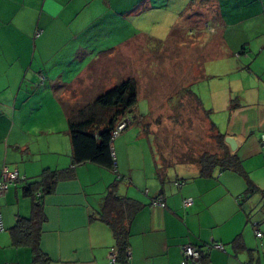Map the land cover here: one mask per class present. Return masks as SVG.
I'll list each match as a JSON object with an SVG mask.
<instances>
[{
    "label": "crops",
    "instance_id": "1",
    "mask_svg": "<svg viewBox=\"0 0 264 264\" xmlns=\"http://www.w3.org/2000/svg\"><path fill=\"white\" fill-rule=\"evenodd\" d=\"M126 1L115 0L119 12H112L110 0H0V173L6 166L25 178L0 197V264H32L31 250L14 247L9 233L18 217L31 215L32 199L23 188L44 171L71 168L73 176L43 199L46 220L39 246L47 264H107L116 237L98 217L111 189L117 198L141 205L128 226L126 264H181L180 248L186 244L201 250L204 264H264V196L248 192L249 185L264 191V0H140L130 7ZM153 11L175 17L168 38L159 42L175 39L174 51L184 62H189V48L182 50L180 39L191 31L209 55L207 62L215 57L225 64L231 88L210 92L220 105L209 118L227 113L222 135L235 142V151L223 143L241 162L245 177L218 170L201 177L195 157L184 158L173 173L168 167L158 173L144 136L149 131L126 133L134 124L148 125L137 103L128 114L133 124L114 146L115 170L90 163L73 167L68 114L58 88L78 94L84 85L85 93L95 89L99 94L105 83L98 90L97 69L106 70V80L110 61L123 54L120 48L140 42L146 49L139 30L146 23L143 15ZM116 35L126 36L115 41ZM193 70L180 78L195 79ZM27 78L39 84L28 85ZM209 118L216 127L217 119ZM155 141L167 140L157 136ZM163 152L166 163L180 155L171 148ZM156 198L165 206L151 205ZM185 200L191 203L184 206ZM212 242L226 252L209 249Z\"/></svg>",
    "mask_w": 264,
    "mask_h": 264
},
{
    "label": "rangeland",
    "instance_id": "2",
    "mask_svg": "<svg viewBox=\"0 0 264 264\" xmlns=\"http://www.w3.org/2000/svg\"><path fill=\"white\" fill-rule=\"evenodd\" d=\"M127 1L126 7H130L140 0H131L129 3ZM151 1L153 3V0ZM110 6L113 7L112 12H119L118 6L115 5V0H110ZM143 17L146 18V23L139 31H143L142 35L144 37L142 40L146 41V49H143V44L141 45L139 44L140 42L137 41H134L137 43L131 44L128 48H120V51L123 52L125 57L131 60L128 63L123 62L121 57L122 54L120 57L117 56L115 61H110V74L109 78L106 80L103 78L106 74L104 71L106 70L97 69L94 76L99 74L100 77L98 78V90H100L105 83L99 94H97L98 91L95 89L91 90L88 94L85 93L86 88H84V85L82 87L83 89H79L78 94L75 89L65 90L64 88H58V94L60 95L61 102L65 105L67 114L82 109L81 116L84 120L93 118L100 122H105L109 111L105 108L93 105L92 102L99 95L111 90L120 82L126 79H132L137 93L136 110L140 112V115L143 116L142 118L145 120L148 119V125L146 127L144 123H141L139 126L134 124L126 133L131 135L134 133L133 130L140 133L142 129L146 128L149 133H144V136H146L148 145L151 148L150 150H152L153 160L156 162L158 161L157 168L164 171L168 167L167 171L173 173L180 165H183V163H179L177 160L173 159H171L170 163H165L162 157H166V152H163V148H171L176 154L189 153L192 151L194 154L199 155L203 151H217L213 140L214 133L209 131L207 119L196 109L194 102H191L189 97H185L182 93L190 90L191 94L195 93L198 98L200 97L204 104V110L209 111L210 116V113L214 111L212 110L214 105L219 106L220 101L217 100L213 102L208 95L211 91L231 88L226 83L229 74H227L228 72L225 68V64L215 62V57H211V60L207 62L210 59L209 55L203 53V47L200 45V41L198 40L197 42L199 38L197 33L193 34V32L187 31L185 33H187L189 37H183V40L180 39L185 42L183 45L184 47H181V49L184 50L189 48V62H184L182 56L179 55L181 52L179 54L175 53L174 50L176 48L173 47V45L176 44L175 39L167 44H161L159 42L165 41L168 38V29L173 25L171 23L174 22V16L168 14L165 18H162L161 12L153 11L149 13V15H143ZM127 22L131 24V20ZM157 22H161V25H157ZM132 33L138 34V32L133 31ZM142 35L140 34L139 36ZM190 35H192V37ZM124 36L126 35L114 36L115 41H120ZM200 38H202V41L205 40L202 36ZM191 43L192 46L190 47ZM192 54L194 55L193 58L191 57ZM110 56L115 57V54L110 52ZM178 56V61H174ZM105 57L100 59L102 60ZM192 68L194 69V73H191V76L193 75L195 79L180 78L183 76V72L186 74L185 72L188 70L190 71ZM102 71L104 73L100 74L99 72ZM85 79L81 81L86 82L88 78ZM26 81H28V83H26L28 85L34 82V80L30 78H27ZM34 83L39 84V81L36 80ZM22 91H25V88H23ZM22 97L21 95L19 96V98L23 99ZM184 97L186 100L182 99ZM76 98L80 99L77 100ZM179 101H181V103ZM129 118L133 124L134 121L132 117L129 116ZM215 118L218 124L214 135H222L225 125L227 124L228 115L227 113L217 114L216 116L211 115L209 120L214 121ZM157 136L167 141H164L165 143H162L163 141H155ZM118 137L119 136L112 139L113 153L114 146L117 145L119 141ZM114 160L116 162V158Z\"/></svg>",
    "mask_w": 264,
    "mask_h": 264
},
{
    "label": "trees",
    "instance_id": "3",
    "mask_svg": "<svg viewBox=\"0 0 264 264\" xmlns=\"http://www.w3.org/2000/svg\"><path fill=\"white\" fill-rule=\"evenodd\" d=\"M182 95L189 97V100L194 102L196 109L208 120L209 111L204 110L196 95L191 94L190 90L184 91ZM185 97L182 99H185ZM181 101L179 102L181 103ZM136 103L137 93L134 83L132 79H126L111 90L99 95L92 102L93 105L109 111L105 122L93 118L84 120L81 116L82 109L67 115L73 167L90 163L114 171L112 133L117 124L129 114ZM209 131L214 134L216 132V127L211 122H209ZM214 134L213 140L217 148L216 152L203 151L201 154L196 155L190 151L178 155L176 160L180 163L184 158H197L193 161L198 165L199 176L201 177H211L216 170L221 172L234 171L245 177L246 175L242 171L241 162L237 156L230 154L225 148L223 135ZM166 161L164 160L165 163ZM71 170L73 168L64 171H44L39 181L26 184L23 188L24 195L32 199L31 215L29 218L18 217L15 225L9 229V233L14 247H27L31 250L32 264L48 263L46 255L41 252L39 246L42 225L46 220L43 212V199L52 193L58 182L70 179L73 176ZM158 173L161 174V171ZM248 192H258L264 196V191L258 190L252 185H249ZM140 208L141 205L136 201L117 198L114 189H111L105 198L103 210L98 219L107 225L116 237V264H126L127 262L128 226ZM201 264H204L203 255L201 256Z\"/></svg>",
    "mask_w": 264,
    "mask_h": 264
},
{
    "label": "built area",
    "instance_id": "4",
    "mask_svg": "<svg viewBox=\"0 0 264 264\" xmlns=\"http://www.w3.org/2000/svg\"><path fill=\"white\" fill-rule=\"evenodd\" d=\"M132 124L129 115L125 116L115 127V130L112 133V139L119 136L127 127ZM264 141V138L262 139ZM119 180V178H118ZM24 181L23 177L19 176L17 169H10L4 166L0 173V197L8 190L10 186H15L20 182ZM151 205L164 207L165 204L163 203L162 199L156 198L151 200ZM191 203V200H185L183 202L184 206H188ZM2 231V220L0 216V232ZM254 235L257 238H261V234L259 232H254ZM215 249L220 252L225 253L226 247H224L220 243L212 242L209 244V249ZM180 253L182 256L181 264H187L188 261H192L194 264H201V250L193 245L186 244L181 246ZM127 257L129 256V252H126ZM117 259V252L116 250L108 256L107 264H116Z\"/></svg>",
    "mask_w": 264,
    "mask_h": 264
},
{
    "label": "water",
    "instance_id": "5",
    "mask_svg": "<svg viewBox=\"0 0 264 264\" xmlns=\"http://www.w3.org/2000/svg\"><path fill=\"white\" fill-rule=\"evenodd\" d=\"M224 142L225 144H227V146L230 148L231 151H235L236 144L230 137L224 138Z\"/></svg>",
    "mask_w": 264,
    "mask_h": 264
}]
</instances>
